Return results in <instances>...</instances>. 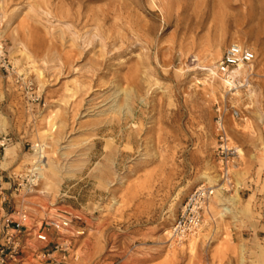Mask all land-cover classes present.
Instances as JSON below:
<instances>
[{
    "label": "rangeland",
    "instance_id": "374dc122",
    "mask_svg": "<svg viewBox=\"0 0 264 264\" xmlns=\"http://www.w3.org/2000/svg\"><path fill=\"white\" fill-rule=\"evenodd\" d=\"M232 43L256 55L249 87L216 74ZM219 109L239 200L224 218L209 201L193 251L167 232L219 179ZM0 118V218L27 211L25 264H57L36 240L56 217L70 264H264V0H0ZM49 129L45 160L70 175L50 196L26 163Z\"/></svg>",
    "mask_w": 264,
    "mask_h": 264
},
{
    "label": "built area",
    "instance_id": "2783aa9c",
    "mask_svg": "<svg viewBox=\"0 0 264 264\" xmlns=\"http://www.w3.org/2000/svg\"><path fill=\"white\" fill-rule=\"evenodd\" d=\"M256 55L247 46L238 43L230 44L223 53L216 66V74L228 84L230 90L237 87H249L250 79L254 73V62ZM234 117L238 118L239 113L234 112ZM215 131L218 138L217 157L219 163V178L222 184L228 188H233V168L235 159L239 157V151L234 146L228 135L225 122V114L221 109L215 122ZM2 191V188H0ZM214 195V188L203 184L197 187L183 204L171 229L168 239L175 246L186 243L187 239L198 233L203 223V216ZM81 219L80 217H76ZM29 215L26 210H20L14 214H7L0 218V264H25L22 255L28 248L27 238L30 234L27 222ZM73 219L69 217L51 218L45 222V229L38 232L36 240L44 247L38 253V258L42 261L56 262L57 264H70L78 261L76 252L72 251L69 236L72 231ZM53 231L57 236V241H50L49 235ZM60 253L57 258L56 254Z\"/></svg>",
    "mask_w": 264,
    "mask_h": 264
},
{
    "label": "bare ground",
    "instance_id": "6f19581e",
    "mask_svg": "<svg viewBox=\"0 0 264 264\" xmlns=\"http://www.w3.org/2000/svg\"><path fill=\"white\" fill-rule=\"evenodd\" d=\"M122 107L123 106H121L120 109H122ZM2 123L3 122L1 121V118H0L1 127H3ZM54 125L56 126V124H54ZM55 126H54V128H55ZM52 127H53V125H52ZM0 129H2V128H0ZM52 137H53L52 130L49 129V130L43 132L40 142L34 146V152L31 155H28L26 157V163L30 165V168L27 169L29 172V176H30L29 181L31 183H33L34 185H39V183L42 181L43 182L42 193H44L45 195H48V196L54 195V194L58 195L59 191H60V186H61L62 180L65 177H70L69 174L65 175V177H63L62 170L59 169V167L55 166L52 162H50V159L48 160V162H46L47 160H45L46 157H48V154L46 152V149L48 148V140L52 139ZM5 151H6V155H5L4 160L7 161L8 158L14 154V151L12 148H9V147L6 148ZM238 151H239V149H238ZM3 167H6V162L3 164ZM217 177L218 176H210V175L206 174L202 178V180L205 182L206 185H209V186L214 188V195L210 199L211 206L219 209L220 215H221L220 217H222V218L229 216V215L235 216L234 215V207L236 205H238L236 203L239 200V188L241 187V184L238 183L237 190L235 191V194L233 196L228 195L226 193V191L228 190L226 184L221 185L219 183L220 178L218 179ZM237 180H239V179H237ZM234 218L236 219V217H234ZM199 231H198V233H199ZM168 234H169V231L167 232V236H168ZM197 234L192 235L187 239V241H188L191 237L195 238V239L192 238L191 243H190L191 250H193V251H194L195 246H196L197 241H198V238L195 237ZM167 242L169 244L174 245V243L171 242L169 239H167ZM183 244H185V243H183ZM182 245H179V246H182Z\"/></svg>",
    "mask_w": 264,
    "mask_h": 264
},
{
    "label": "crops",
    "instance_id": "0c3cea01",
    "mask_svg": "<svg viewBox=\"0 0 264 264\" xmlns=\"http://www.w3.org/2000/svg\"><path fill=\"white\" fill-rule=\"evenodd\" d=\"M45 229V228H44ZM41 230V228L39 229V231Z\"/></svg>",
    "mask_w": 264,
    "mask_h": 264
}]
</instances>
